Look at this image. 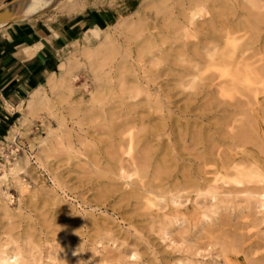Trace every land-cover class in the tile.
Wrapping results in <instances>:
<instances>
[{"label": "rangeland", "instance_id": "rangeland-1", "mask_svg": "<svg viewBox=\"0 0 264 264\" xmlns=\"http://www.w3.org/2000/svg\"><path fill=\"white\" fill-rule=\"evenodd\" d=\"M13 1L0 0V10ZM163 1L48 0L28 20L43 23L44 28L60 35L63 44L59 63L63 62L65 73L60 78L59 70L55 69L54 86L47 80L29 93L17 107L20 118L0 140V176L4 173L0 177V252L16 254L27 264H264V222L258 223L262 215L257 213L258 221L253 222V215L237 208L238 203L240 206L244 203H235L230 198L225 199L230 207L225 201L227 208L216 211L217 198L210 195L211 191H226L233 185V175L215 173L217 154L243 153L264 164V99L259 104L251 96L241 108L237 103L244 97L236 93L233 98H221L215 92L203 95L195 87L199 86V80L181 84L175 70L156 77L152 67L180 69V65L188 63L184 56L176 60L166 56L174 52L168 51L170 43L164 42L165 38L159 41L167 48L163 53L147 39L150 33L160 36L166 31L164 23L170 19L162 18L168 8L163 6L171 1ZM92 9L114 16L99 32L87 31L92 26L83 23ZM8 24L11 23L0 28ZM260 30L245 27L238 35L259 41L255 43L259 48L256 56L264 58V32ZM151 60L158 63L153 65ZM142 76L151 78L152 84L161 83L167 94L161 102L168 99L169 108L164 104L160 107V102L152 99L153 92L151 99H146L142 87L137 89L139 99L129 97L133 86L129 87L130 82ZM142 81L140 86L145 84ZM37 89L39 95H32ZM221 100L234 105L226 110ZM215 102H220L219 107ZM194 104L200 105V109L190 110ZM134 114L135 118L145 117L144 123L139 120L134 123L131 118ZM244 120H248L249 128L252 125L250 137L233 142L228 133L238 132ZM164 125L166 132L161 130ZM127 131L136 132L140 139L144 135L149 139L147 145L145 141L135 143L131 155L139 157L141 146L155 149L148 170L153 172L156 166L163 170L166 163L162 180L161 176L154 179L158 183L164 181L161 185H167L165 193L170 189L166 199L165 194L160 195L161 189L155 194H132L131 187H136V182L141 184L153 178L143 166L126 167L128 158L122 152L129 148ZM211 143L216 147L219 144V148L213 145L212 154L198 160L197 156L212 147ZM118 157L125 159L120 161ZM160 158H164L163 165ZM121 162L125 165L120 173ZM211 177L218 178L214 186ZM173 183L176 187H171ZM2 190L8 198L2 195ZM172 195L179 200L176 204L170 199Z\"/></svg>", "mask_w": 264, "mask_h": 264}, {"label": "bare ground", "instance_id": "bare-ground-1", "mask_svg": "<svg viewBox=\"0 0 264 264\" xmlns=\"http://www.w3.org/2000/svg\"><path fill=\"white\" fill-rule=\"evenodd\" d=\"M167 1L168 2L171 1V2L168 3L169 5L164 3L165 6H163V9L168 7L167 10L169 9L170 12L167 13V10H166V12L163 13V15H162L163 16L162 18L167 17L168 19H170L169 22L164 23V27H165L166 31L162 32V34H161L162 36L161 35L158 36L159 33H155V32L150 33V36L147 39H149L150 44H152V46H154L158 52L163 53L162 51H164V50L166 51L167 48L163 47L162 44L159 43V41H162V38L163 39L165 38L164 42L170 43V46H168V48H169L168 51L174 52L173 54L167 53L166 56L168 58L170 56L171 57V58H169L170 60H176L175 59L176 57H183L184 56V57L188 58V60H187L188 63L180 65V69H176L174 67L170 68L171 66L169 68L168 67L166 68L165 65H164L165 67H163V68H160L161 66L160 67L156 66V68L153 69V67H152V71L154 70L153 74L156 75V77H158L159 75H161L164 72L169 73V71L173 72L175 70V75H177V78L181 84L189 82L190 79L192 81L193 80H199V86H195V87H199V92H201V93L203 92L204 93L203 95H208V93L210 95L211 92H215L221 98H224L225 96L233 98L235 93H236V94L245 98L244 100L238 101V103H237L238 107L242 108L243 105L248 104L249 103L248 99L251 96H253L254 99H257V101H258L257 103L260 104L262 102V99H264V58L259 57L261 55H259L258 57L256 56L257 54H259L258 53L259 48L255 45V43L257 44V42L259 43V41L255 42L256 40H253V39H249V40H247L245 38L242 39L241 36L238 35V33L240 31H242L243 29H245V27L254 28L256 30H260L262 27H264V3H262V2H264V0H258L259 2H257V1L255 2L254 0H164L163 2H167ZM260 1H262V2H260ZM47 2H48V0H14L13 2H11L10 4H7L6 6H4L0 10V24L4 23L7 20L8 21L9 20L20 21V22L28 21L29 19H31L34 16L35 11L39 7L45 5ZM173 9H175V10H173ZM158 13H160V12H158ZM245 15L247 16V18ZM244 16H245V19H244ZM151 26L152 25L150 24V27ZM152 28L156 29L155 27H152ZM261 31L264 32V29H261L260 32ZM256 32H255V34H256ZM250 33H251V31H250ZM248 34H249V32H248ZM257 35H259V34L257 33ZM246 36H248V35H246ZM250 36H248V37H250ZM172 44H174V45H172ZM260 44H261V42H260ZM169 59H167V60L169 61ZM183 60H185V59H183ZM139 61H140V59H139ZM149 61H150V59H149ZM151 61H153V60H151ZM155 63H158V61L151 62V64H153V65H155ZM125 65L123 63V66H125ZM138 66H141V65H138ZM141 68H142V66H141ZM58 70H59L60 78L63 77V75L65 73V67H64L63 62L58 64ZM124 70L127 72L126 67ZM120 74H121V72H120ZM170 74H172V73H170ZM55 75H56V72L52 73L51 77L48 79L49 84L55 85V83H56V82L54 83V81H55L54 77H56ZM115 77H117V76H115ZM163 77H164V75H163ZM167 77H169V76H167ZM142 80L145 82V84L143 86H140L139 83H141ZM57 81H58V79H57ZM108 81L110 82L109 79H108ZM143 81H142V83H143ZM151 82H152L151 78H146L145 76H142L141 78L136 77V80L134 82L131 81L130 82L131 84L129 83L130 84L129 87L131 85H133L132 87H130L132 93L130 92L131 95L129 93L130 96L129 95H127V96L134 97V98L137 97L139 95V91L137 89L139 87H142V89L144 90V93L146 94V99L150 100L151 96H152V92H153L154 97H152V99L155 98V100H158L160 102V107L162 104H164L166 107L169 108L170 101H168V99L161 102L162 99H164V97L167 95V94H164V90L161 86V83H160V85H158V84H152ZM110 83L112 84L113 82H110ZM190 84H192V83H190ZM108 85H110V84H108ZM112 86H113V84H112ZM172 86H174V85H172ZM118 87L119 86H117V88ZM108 88H110V87H108ZM130 88H128V90ZM168 90H169V88H168ZM113 91H114V89H113ZM113 91H111V92H113ZM122 91H124V88ZM122 91H121V93H122ZM39 93L40 92H38V89H37V91H34L32 93V95H39ZM193 94H199V93L194 92ZM129 97H128V99H129ZM185 99H187V97ZM185 101H187V100L183 99L184 104H186ZM221 101L225 102L224 105L226 106L225 107L226 110L228 107L234 105L232 103L226 102L225 100H221ZM187 102H189V98H188ZM190 102H192V98L190 99ZM120 103H119V105H120ZM138 103H140V102H138ZM177 103H175V104H177ZM215 103H217V106L220 105V102H215ZM126 104H128V103L126 102ZM136 104H134V105L136 106ZM103 105H104V103H103ZM123 105H122V107H123ZM171 105H172V103H171ZM177 105H179V104H177ZM194 105L195 106H191V108H190V105L186 108H190V110H194V109L197 110V109H200V107H201L200 105H196V104H194ZM128 106H129V104H128ZM204 106H206V105H204ZM128 108L131 109V105ZM168 108H166V110H168ZM130 109H128V110H130ZM148 109H150V108H148ZM177 109H179V108H177ZM134 111H135V109H134ZM134 111H132V112H134ZM168 111H170V110H168ZM168 111H167V113L169 115ZM180 111L185 112L186 110H180ZM154 112H155V110H154ZM242 112H246V111H242ZM112 113H113V111H112ZM119 114H121V113L119 112ZM119 114H118V116H119ZM126 114L124 113V116ZM144 114H146V113H144ZM147 114H149V113H147ZM170 114H171V112H170ZM161 115H162V113H161ZM244 115H246V114H244ZM127 116H129V114ZM136 116L138 118H135V114L131 115L132 121H134V123L137 120L142 122L143 119L145 118V117L144 118L141 117L140 115H136ZM163 117H164V115H163ZM128 118H130V117H128ZM131 118L129 119V121H131ZM120 119H122V118H120ZM124 119H125V117H124ZM163 119H165V117ZM224 120H225V122L227 121V119H224ZM247 121L248 120H244L243 123L240 121L242 123V125L240 126V129L238 130V132L228 133V137L231 138L233 140V142L234 141L240 142V141L245 140L246 138L250 137V134H251L250 128H252V125L250 124L251 127L249 128ZM127 123H128V120H127ZM142 123H144V122H142ZM142 123H140V124H142ZM122 124H123V122H122ZM133 125H135V124H133ZM133 125H131V126H133ZM144 125L148 126L147 123ZM147 126H146V128H147ZM193 126H192V128L195 127V126L194 127ZM127 127L129 128L130 126H127ZM132 128H134V127H132ZM144 128L145 127H143V129ZM163 128L164 129H161V130H165V132H166L167 127L164 125ZM130 129H131V127H130ZM150 129H148V130H150ZM133 130L134 129H132V131ZM132 131H130V132L127 131V144L129 146V148H128V150L125 149L122 152V153H125V155H127V158H128L127 160H125V161H127V162H125L127 164L126 167L130 166L129 168L134 167L137 169V166H139V167L143 166L144 169H147V170H145V173H147V175H152L151 178H153V179L147 180V181L143 180L145 182H141V184L139 183V181H138L139 184L136 182L135 183L136 187H134L133 186L134 184H133L132 185L133 187H131V188H134V189H132V191H133L132 194L134 196L144 195L147 193L155 194V193H157V191H159V189H161L160 195L165 194L164 196L166 199V194H168V191H170V189H168L167 192L165 193V190L167 189V187H166L167 185L164 187L162 185H164L165 183L161 185V183H163L164 181H162L161 183L154 181V179L160 178L161 174H163V171H167V170H164L165 169L164 165L166 163L163 162L164 161L163 159L165 158V155L163 156L164 157L163 159L160 158L161 160H159V161H162V165H163V163H165L163 165V167H164L163 170L158 169L159 167L156 168L157 166L156 167L153 166L155 169H157V171L155 169L153 170V172H152V170L151 171L148 170V168H150L149 167V165L151 164L150 162H152V161H150V159H152V160L154 159L155 149L150 147V146L149 147L146 146L147 145L146 141L149 140L148 137H146L143 134L144 136L142 135L143 137L140 139V138H138L136 132L134 133ZM193 134H194V137H197L196 133H193ZM223 134H227V133L223 132ZM220 135H221V133H220ZM221 136H219V137L221 138ZM157 137H156V140H157ZM145 138H147V139H145ZM121 140H123V139H121ZM140 141H143V143L145 141L146 145L143 144L145 146H141V148L139 149V151H141V155L139 157H135V155H131V154H133V153H131L132 152L131 149L132 148L135 149V146H136L135 143H140ZM153 141H155V140L153 139ZM158 141H159V139H158ZM118 142H119V140H118ZM124 142H125V140H124ZM253 142H255V141H253ZM248 143H249V140H248ZM248 143L246 142L247 145H249ZM244 144L245 143H243V145ZM211 145H212V143H211ZM213 145H215V144H213ZM213 145L210 148H205V152L203 151L202 155L197 156L198 160L204 159L206 154L212 152V149L214 147ZM154 146H156V145H154ZM218 146H219V144H218ZM228 146H231V145H228ZM238 146H239V144H238ZM215 147H216V145H215ZM125 148H127V146ZM134 149H133V151H134ZM158 149H160V148L158 147ZM229 149H230V147H229ZM259 149H262V147H260ZM165 151H164V154L167 155V153H166L167 151L166 152ZM211 154L212 153H210L209 155H211ZM240 154H236V153H228V154L219 153V154H217L216 158L214 159V162L217 165V169L215 168L217 170V172H215V173L216 174L218 173L221 175H228V174L233 175V179L231 180L233 182V185H231L232 186L231 188L226 189V191H216V190L211 191L210 195H211L212 199L217 198V200H216L217 203H215L216 207H217L216 211H218L219 209H221L222 207L227 205L224 202L228 201V200H225V199L230 198V201L233 200V202H235V203L236 202L237 203L238 202L244 203L242 206H240L238 203L237 208H239L241 211L247 210L249 212L248 214L253 215V217H254L252 219L253 222L256 220L258 221V217L256 218V214L260 213L262 215V217L260 216L261 219H259V221H258V223L260 224V222H264V214H262V213H264V164L259 163L257 160H252V159L245 157V155L243 153H242V156H239ZM122 155L118 154L117 156H122ZM118 158L120 159V157H118ZM117 159H116V161H117ZM124 159L125 158H123V159L121 158L120 161L124 160ZM193 159L195 160L194 157H193ZM159 161L156 160V163L157 162L159 163ZM204 162H206V161H204ZM158 163H157V165H158ZM124 165L125 164L123 162L120 163V167H119L120 173L123 171ZM182 167H183V165H182ZM171 169H173V168H171ZM159 170L161 171V173H159ZM119 171H118V175H119ZM201 171H199V172H201ZM126 173H127V171H126ZM181 174H183V173H181ZM2 175H4V173ZM125 175H127V174H125ZM125 175L123 174V176H125ZM162 176H161V180H162ZM165 176H168V175H165ZM2 178H3V176H2ZM190 178H191V176H190ZM199 178H202V177H199ZM147 179H148V177H147ZM192 179L194 180V178H192ZM217 179L218 178H215V177L212 178L211 177V180L213 182V184H212L213 186L215 185L214 182L217 181ZM206 180H208V179H206ZM165 181H167V180H165ZM193 182H196V180H194ZM196 183H199V182L197 181ZM185 184H187V183H185ZM193 184H195V183H193ZM173 185H175V183H173L171 185V187H173ZM193 186H195V185H193ZM175 187H176V185H175ZM128 190H129V192H132V191H130V189H128ZM129 194L128 195L125 194V198L129 197L128 199H130ZM2 195L4 197H7V192L2 190ZM141 197H139V198L141 199ZM132 198H133V196H132ZM151 198H152V196H151ZM133 199L136 200L135 198H133ZM170 199L175 204L179 201L178 198L173 196V195L170 197ZM147 201H148V199H147ZM228 202H226V203H228ZM233 202H232V204H233ZM181 205H184V204L181 203ZM228 205H227V207H230V202ZM227 207H224L223 209H226ZM213 208L215 209V207H213ZM211 209H212V207H211ZM232 209H234V208H232ZM216 211H215V213H216ZM243 212H245V211H243ZM203 217L208 218L207 214L206 215L204 214ZM205 218H203L204 221H205ZM211 220L213 222V219H211ZM238 238H240V237H238ZM242 239H243V237H242ZM0 264H27V263L22 261L16 254H8L5 251H1L0 252Z\"/></svg>", "mask_w": 264, "mask_h": 264}, {"label": "crops", "instance_id": "crops-1", "mask_svg": "<svg viewBox=\"0 0 264 264\" xmlns=\"http://www.w3.org/2000/svg\"><path fill=\"white\" fill-rule=\"evenodd\" d=\"M113 14L92 9L83 23L88 30L100 31ZM0 28V140L20 118L17 107L31 91L44 84L59 64L63 44L60 35L44 28L43 23L7 20Z\"/></svg>", "mask_w": 264, "mask_h": 264}]
</instances>
